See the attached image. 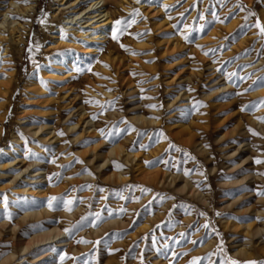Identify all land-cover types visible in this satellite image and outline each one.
<instances>
[{
    "label": "rangeland",
    "instance_id": "1",
    "mask_svg": "<svg viewBox=\"0 0 264 264\" xmlns=\"http://www.w3.org/2000/svg\"><path fill=\"white\" fill-rule=\"evenodd\" d=\"M105 1L0 0V264H264V0Z\"/></svg>",
    "mask_w": 264,
    "mask_h": 264
},
{
    "label": "bare ground",
    "instance_id": "2",
    "mask_svg": "<svg viewBox=\"0 0 264 264\" xmlns=\"http://www.w3.org/2000/svg\"><path fill=\"white\" fill-rule=\"evenodd\" d=\"M27 1L32 2L34 0H27ZM57 1L61 2L60 5L67 6L63 10L65 9L68 10V14L74 13V15L68 16L64 19L65 20L64 27L66 26L67 28H71L68 26H75L77 24L78 26L75 28L76 30L74 33L76 35H80L81 37H85L87 41L103 39L105 37L103 36V32H107L112 23L106 8L107 6L106 7L104 6L106 2L105 0H65L64 3H63L64 0H57ZM81 1L87 3L85 7L82 8L80 7ZM9 5H11L12 8L16 10V12L22 14L21 10H19L18 7L15 6L14 3H12V1L9 2ZM30 8L31 7L26 8L25 11L29 10ZM8 11L9 10L5 11L1 15L3 18L0 21V43L5 40V37L2 36L3 32L6 31L11 34L14 31H18L21 27V25L18 22L7 20ZM12 11L13 10H10V12ZM82 29L84 31H82ZM52 38L55 39L56 36L52 35ZM49 134L50 132L48 133V135ZM53 137L54 136H52L50 139H52ZM247 228H249V226H247ZM55 231L56 229L55 230L53 229L48 231V233L46 232L43 235H39V236L46 238V239L44 238L43 241H49L63 234L61 232L55 234ZM263 232H264V228L254 229V231L252 232V237L258 236ZM60 240L61 239H59L57 242H60ZM26 249L27 248L24 247L23 250L21 251H25ZM241 251L243 252V249L239 250V252Z\"/></svg>",
    "mask_w": 264,
    "mask_h": 264
},
{
    "label": "snow or ice",
    "instance_id": "3",
    "mask_svg": "<svg viewBox=\"0 0 264 264\" xmlns=\"http://www.w3.org/2000/svg\"><path fill=\"white\" fill-rule=\"evenodd\" d=\"M138 2H139V0H138ZM134 15H140V13H139L138 11H136V12L134 13ZM201 18H203V17H201ZM245 19H247V17H245ZM133 22H135V21H133ZM220 22H223V21H220ZM115 23H116V24H120L121 21H120V20H117V21H115ZM254 26L257 27V28L260 30V35L264 36V26H261L259 22H257ZM115 33H116V29L113 28V39H118V37L116 36ZM184 39H187V37H184ZM121 47H122V48H125V46L122 45V44H121ZM125 50H127V49L125 48ZM132 54L135 55V53H132ZM205 54H207V53H205ZM106 67H107V65H106ZM97 75H98V74H97ZM262 103H264V102H262ZM242 110H244V109L242 108ZM261 122L264 123V119H262ZM249 131L252 132L253 135H258V133H255L252 129H249ZM101 134H103V130H101ZM60 135H63V133H60ZM185 155H188V154L185 153ZM193 159H194V158H193ZM255 162H256V163H261L262 161H260V160H256ZM185 175H188V172H187V171H185ZM262 175H264V173H262ZM89 187H90V186H89ZM141 191H148V190H147V189H141ZM260 194H261V195H264V193H260ZM122 198H123V197H122ZM51 199H56V198L53 197V198H51ZM49 203H50V205H51V200L49 201ZM71 203H72L71 201H67V202H66V204H71ZM67 210L71 211L70 208H68ZM120 211L123 212V211H125V209L121 208ZM205 227H207V225H205ZM65 231H68V230L65 229ZM80 242L87 243L88 241H80ZM193 243H195V241H193ZM192 264H195V260L192 262ZM230 264H237V262H236V261H231ZM249 264H255V262H249Z\"/></svg>",
    "mask_w": 264,
    "mask_h": 264
}]
</instances>
